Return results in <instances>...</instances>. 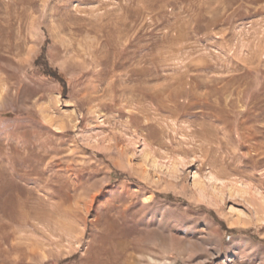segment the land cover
Instances as JSON below:
<instances>
[{"label": "rangeland", "instance_id": "rangeland-1", "mask_svg": "<svg viewBox=\"0 0 264 264\" xmlns=\"http://www.w3.org/2000/svg\"><path fill=\"white\" fill-rule=\"evenodd\" d=\"M262 141L264 0H0V264H264Z\"/></svg>", "mask_w": 264, "mask_h": 264}, {"label": "trees", "instance_id": "trees-1", "mask_svg": "<svg viewBox=\"0 0 264 264\" xmlns=\"http://www.w3.org/2000/svg\"><path fill=\"white\" fill-rule=\"evenodd\" d=\"M49 77L56 79L59 83H64V80L61 76H57L55 72H48Z\"/></svg>", "mask_w": 264, "mask_h": 264}, {"label": "bare ground", "instance_id": "bare-ground-1", "mask_svg": "<svg viewBox=\"0 0 264 264\" xmlns=\"http://www.w3.org/2000/svg\"><path fill=\"white\" fill-rule=\"evenodd\" d=\"M171 29H172V28H171ZM173 30H175V29L173 28ZM170 32H171V31H170ZM171 34H172V33H171ZM174 34H175V33H174ZM168 35H169V34H168ZM178 37H179V36H178ZM170 38L172 39V37H170ZM166 39H167V37H166ZM171 39H170V40H171ZM166 41H167V40H166ZM168 41H169V39H168ZM169 42H171V41H169ZM173 43H174V42H173ZM168 45H169V44H168ZM168 50H169V49H168ZM180 86H181V85H180ZM200 108H201V107H200ZM175 111H176V110H175ZM177 112H178V111H177ZM195 133H196V132H195ZM196 134L199 135L200 133H196ZM200 136H201V134H200ZM200 136H199V137H200ZM196 137H197V136H196ZM202 137H203V136H202ZM197 138H198V137H197ZM262 139H263V138H262ZM262 142H264V141H262ZM244 143H245V142H244ZM252 148H253V147H252Z\"/></svg>", "mask_w": 264, "mask_h": 264}]
</instances>
